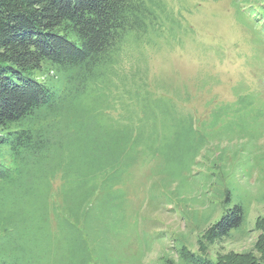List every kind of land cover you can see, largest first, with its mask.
<instances>
[{"label": "trees", "instance_id": "obj_1", "mask_svg": "<svg viewBox=\"0 0 264 264\" xmlns=\"http://www.w3.org/2000/svg\"><path fill=\"white\" fill-rule=\"evenodd\" d=\"M238 6L264 32V0ZM180 28V13L166 0H0V179L10 177L5 164L32 163V195L42 194L38 202L45 208L59 177L60 202L52 205L81 243L82 264L118 261L112 254L103 259L99 249L127 229L124 184L134 164L154 163L149 199L162 189L176 199L192 193L188 201L203 205L197 191L205 182H194L199 174L193 170L221 158L220 152L208 158L219 149V132L228 130L226 121L218 124L221 114L253 104L256 93H239L233 106L218 103L199 121L179 106L184 99L135 86L141 67L125 72L121 58L152 34L176 39ZM116 101L121 113L113 114ZM224 193L227 204L230 192ZM242 221L243 208L235 203L205 229L201 253L180 245L182 260L264 264V214L256 218L250 249L215 259L202 253L207 242L230 237Z\"/></svg>", "mask_w": 264, "mask_h": 264}, {"label": "rangeland", "instance_id": "obj_2", "mask_svg": "<svg viewBox=\"0 0 264 264\" xmlns=\"http://www.w3.org/2000/svg\"><path fill=\"white\" fill-rule=\"evenodd\" d=\"M166 1L179 11L182 28L173 40L152 34L140 50L132 48L121 58L125 72L141 67L135 86L147 84L156 94L184 99L179 106L199 121L208 118L218 103L232 105L239 93L254 92L256 96L242 112L221 114L218 124L226 121L228 130L219 132V149L208 157L220 152L221 158H200V162H209L193 170L199 174L194 182H205L200 193L197 191L203 205L188 201L192 193L178 200L162 189L149 199L147 188L154 163L133 165L124 184L129 201L127 229L121 238L115 236L114 242L105 241L108 249H99L103 259L111 254L118 258L116 264H187L181 258L180 245L201 253L199 241L205 229L235 203L243 208L240 227L232 229L228 238L207 242L202 253L215 259L231 251L248 250L258 235L256 218L264 214L263 28L241 12L240 0ZM112 111L121 113L119 101ZM235 122L240 126L231 130ZM210 131L216 133L217 128ZM5 165L10 177L0 179V264H82L81 243L60 222L65 214L52 205L60 202L56 193L59 177L51 183L44 208L38 202L44 201L42 194L36 199L32 195V163ZM225 190L230 192L227 204ZM166 195L172 199L170 203Z\"/></svg>", "mask_w": 264, "mask_h": 264}]
</instances>
